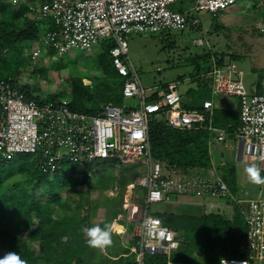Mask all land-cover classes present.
<instances>
[{
  "label": "built area",
  "instance_id": "1",
  "mask_svg": "<svg viewBox=\"0 0 264 264\" xmlns=\"http://www.w3.org/2000/svg\"><path fill=\"white\" fill-rule=\"evenodd\" d=\"M181 1L184 0H51L31 6L29 19H49L55 29L40 35L26 53L27 58H43L49 51L59 55L74 49L87 51L103 42H113L110 55L116 72L125 81L123 98L138 100L139 105L125 109L109 104L99 114L88 115L71 108L70 95L58 101L37 102L28 99L21 84L12 79L0 80V158L6 161L29 155L42 174L65 173V166L72 165L89 176L93 175L91 167L97 161L111 160L114 168L123 167L120 158L139 161L146 170L136 184L128 186L132 193L136 188L145 191L146 212L135 224V244L130 248L136 264H144L147 256H162L167 264H181L173 261L172 256L184 243V232L166 226L158 215L148 212L151 205L170 204L181 197L204 200L201 205L207 214L231 220L240 216L244 222L246 244L242 250L247 257L222 258L220 264H264V200L236 197L215 168L187 174L169 172L152 157L151 121L164 122L178 130H208L214 136L211 144L213 140L223 143L228 133L212 124L215 99L237 98L239 126L233 137L241 148L239 152L264 165V95L248 90L235 63L221 67L216 64L212 68V99L204 101L202 111L182 109L179 82L164 88L160 102L147 101L128 59L130 37L198 27V20L171 9ZM193 1L197 11L213 16L238 2ZM14 2L26 4L28 0ZM114 192L119 194L118 186L111 189L112 195Z\"/></svg>",
  "mask_w": 264,
  "mask_h": 264
},
{
  "label": "trees",
  "instance_id": "2",
  "mask_svg": "<svg viewBox=\"0 0 264 264\" xmlns=\"http://www.w3.org/2000/svg\"><path fill=\"white\" fill-rule=\"evenodd\" d=\"M14 1L0 0V80L12 79L20 84L18 76L21 70L26 68V61L29 59L26 57L27 51H24L25 45L31 47L38 42L43 32L54 30L55 26L49 19H29L31 6L37 5L36 0H28L26 4H17ZM114 46L113 42H103L102 53L96 60L105 77L103 82H98L96 78L94 82L91 80L92 86H85L84 77L77 73V70L71 71V91L69 94L63 91L60 93L63 96L61 99L70 95L71 108L74 111L97 115L105 105H121L125 81L119 77L113 65L110 51ZM28 61L31 65V68H28L30 75L39 79L43 74L45 80L50 70L42 67L44 57ZM224 64L223 60L218 62L220 67ZM212 67L209 65L202 68L199 73L211 74ZM54 68L60 70L61 66L52 65L50 69ZM20 88L29 100H61L55 94L37 96L29 85H20ZM203 90L205 96L200 99V105L189 111H202L204 101L212 99L211 86ZM161 100L162 97L157 94L149 103L154 104ZM207 119H210V115H207ZM212 124L215 128L224 129L230 139H233V134L239 126V116L215 109ZM212 138L214 136L208 130H178L154 120L149 124L152 157L160 161L169 172L187 174L193 170L206 172L213 169L210 150ZM31 157L23 155L6 161L0 158L1 243L9 251L17 252L22 258H26L29 264H93L84 259L90 247L83 233V228L88 224V217L80 214L82 206L79 205L75 209L77 213L72 216L62 219L53 216L54 208L70 209V206L62 202V190L87 185L92 176L78 169L69 174L45 175L37 167L36 160L33 161ZM103 161L105 164L100 166V171L102 167L105 169L113 163L111 160ZM221 175L227 184V180L232 181L236 177L234 164L226 165ZM13 179L19 180L12 182ZM157 215L166 226L182 230L185 234L184 243L172 256L175 262L195 264L196 255L205 258L209 264H220L222 258L247 257L246 252L242 250L246 244V227L240 216L231 220L216 214H202L196 217L175 216L171 213ZM34 224L36 228L31 231ZM25 233H29L30 242L40 243L42 255L36 256L34 250L26 245L22 238ZM132 238V242H128L131 246L135 244V238ZM130 248L127 249L129 253ZM106 252L111 253L112 250L108 248ZM131 255L128 260L118 258L116 264H136L135 256ZM144 264H167V260L162 256H147Z\"/></svg>",
  "mask_w": 264,
  "mask_h": 264
},
{
  "label": "rangeland",
  "instance_id": "3",
  "mask_svg": "<svg viewBox=\"0 0 264 264\" xmlns=\"http://www.w3.org/2000/svg\"><path fill=\"white\" fill-rule=\"evenodd\" d=\"M36 1L37 4H41L46 0ZM258 1L260 0H238L234 6L213 16L206 11H197L193 0H184L172 5L171 9L183 12L190 20H198V27H190L182 31L131 35L128 59L146 92L147 101L149 102L157 94L162 97L164 87L179 82L182 109L189 111L198 107L200 99L205 96L203 88H209L212 85L211 74H200L199 71L209 65L214 67L221 60L225 62L224 65L231 62L236 64L238 70L243 73L250 92H254L258 86L263 88L264 33L261 30L264 28V5L257 8ZM26 45L24 51L29 52L30 45L29 47ZM52 52H49L50 54L47 52L49 55L44 56L42 67L50 70L45 80H43V74L39 79L30 75L28 68H31V65L28 59L26 68L21 70L18 76L21 86H31L37 96L55 94L59 97L58 99H61L63 96L60 91L68 94L71 91L69 82L71 71L77 70L76 72L84 77L85 86H92L91 80L94 82L96 78L98 82L105 80L96 61L102 53L101 45L87 51L74 49L64 55ZM52 65L61 66V68L60 70L50 69ZM138 105V100L123 99L119 107L138 108ZM31 158L35 161L34 157ZM120 161L123 167L107 166L105 169L102 167V171L100 166H103L105 161H97L91 167L94 172L87 185L62 190V202L70 206V209L54 208L53 210L54 218L62 219L76 214L75 209L81 205L80 214L88 217V224L85 227L115 223L118 234L113 236L114 242L110 247L112 254L90 247L84 258L88 263L116 264L118 262L116 260L120 257L125 260L132 257L127 250L131 246L128 242H132L135 224L142 220L146 207L145 191L136 188L132 193V188L129 189L128 186L136 184L146 167L140 165L139 161L122 158ZM228 162L229 158H223L222 155L221 160L215 163L217 170L223 172V168L231 164ZM250 165L253 164H235L236 172L238 170L241 180L236 178L237 176L232 181L227 180L228 186L238 198L264 200V185H253L247 180L244 169ZM74 168L72 165H66L65 173L69 174ZM261 175L264 176V173L261 172ZM18 180L13 179L12 182ZM116 186L119 187L120 192L119 194L114 192L112 195L111 189ZM202 203L204 200L200 198L181 197L174 200L173 204L151 205L148 207V212L152 216L159 213H171L175 216L196 217L204 213ZM35 228L36 224L31 231ZM28 235L29 233H25L22 236L26 245L34 250L36 256L42 255L40 243L30 242ZM7 252L9 249L0 241V258ZM195 264L209 263L205 258L196 255Z\"/></svg>",
  "mask_w": 264,
  "mask_h": 264
},
{
  "label": "crops",
  "instance_id": "4",
  "mask_svg": "<svg viewBox=\"0 0 264 264\" xmlns=\"http://www.w3.org/2000/svg\"><path fill=\"white\" fill-rule=\"evenodd\" d=\"M44 2H49V0H46ZM258 4H260V6H258ZM263 5H264V0L261 2L259 1V3L256 4V7L260 8ZM262 30H264V28H262ZM262 30H261V32H262ZM262 33H264V32H262ZM254 91L260 95H264V93H261V91H264V86H263V88L258 86L254 89ZM215 109L220 110L222 112H231L237 116L240 115L239 114V101L237 98H229V99L217 98V99H215ZM217 129H220V128H217ZM220 130L225 131L224 129H220ZM210 150H211L212 164L216 170H217V167H216L215 163L219 162L221 160L222 155H223V158H229L228 163L234 164V167H236L235 164H245V163L253 164L254 166L260 168L261 172L264 173L263 165H260L256 162H254L252 159L243 157L242 153L239 152V150L241 151V148L239 147V145L236 142V140L234 139V137H233V139H230V137L228 136L227 140L223 143H219L216 140H213L212 144H210ZM239 156H240V158H239ZM217 172L222 177L221 172H219L218 170H217ZM241 172L243 173V170ZM236 176H237L236 178H238V179L241 177L240 174L238 173V170L236 172ZM239 180H241V178ZM176 199L178 200V198H174L170 204H173L174 200H176ZM244 199H246V198H244ZM203 214L210 215V214H207L205 211ZM177 231H182V230H177ZM184 241H185V234H184Z\"/></svg>",
  "mask_w": 264,
  "mask_h": 264
},
{
  "label": "clouds",
  "instance_id": "5",
  "mask_svg": "<svg viewBox=\"0 0 264 264\" xmlns=\"http://www.w3.org/2000/svg\"><path fill=\"white\" fill-rule=\"evenodd\" d=\"M247 180L253 185H264V176L261 175V169L250 165L245 167ZM83 233L87 237V245L100 252L107 251L113 245V236L118 234L114 222L106 223L103 226L93 225L83 228ZM0 264H29L26 258L14 251H9L0 258ZM223 264V262H221Z\"/></svg>",
  "mask_w": 264,
  "mask_h": 264
},
{
  "label": "water",
  "instance_id": "6",
  "mask_svg": "<svg viewBox=\"0 0 264 264\" xmlns=\"http://www.w3.org/2000/svg\"><path fill=\"white\" fill-rule=\"evenodd\" d=\"M263 167H264V165H263Z\"/></svg>",
  "mask_w": 264,
  "mask_h": 264
}]
</instances>
